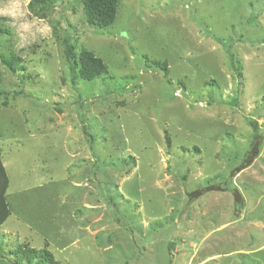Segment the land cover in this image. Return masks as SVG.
<instances>
[{"label": "rangeland", "instance_id": "1", "mask_svg": "<svg viewBox=\"0 0 264 264\" xmlns=\"http://www.w3.org/2000/svg\"><path fill=\"white\" fill-rule=\"evenodd\" d=\"M29 1L0 0V264H264V0Z\"/></svg>", "mask_w": 264, "mask_h": 264}, {"label": "trees", "instance_id": "2", "mask_svg": "<svg viewBox=\"0 0 264 264\" xmlns=\"http://www.w3.org/2000/svg\"><path fill=\"white\" fill-rule=\"evenodd\" d=\"M121 0H78L82 5L85 21L88 25L98 29H103L110 26L117 15L118 5ZM30 10L36 15L46 16L48 10L52 7L51 0H30L28 3ZM0 33H9L6 27H0ZM66 61L69 63L72 70L77 69V74L84 80H91L107 73V66L100 57H97L92 51L82 48L78 55L75 52V45L67 34L62 40ZM77 58V59H76ZM0 59L12 72H15V63L20 61V58L15 56H5L0 52ZM162 66L167 70L166 64ZM240 74V73H239ZM9 92L1 90L0 96L5 99ZM2 106H6V100L1 101ZM256 128L255 122H251ZM8 187V178L5 168L0 158V225L10 215V209L6 200V190ZM24 256L28 263L34 264H55L53 256L47 250H35L27 248L24 250ZM35 260V261H34Z\"/></svg>", "mask_w": 264, "mask_h": 264}]
</instances>
